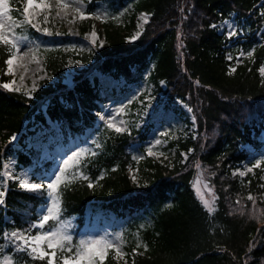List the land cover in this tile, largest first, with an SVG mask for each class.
I'll use <instances>...</instances> for the list:
<instances>
[{
	"label": "trees",
	"instance_id": "16d2710c",
	"mask_svg": "<svg viewBox=\"0 0 264 264\" xmlns=\"http://www.w3.org/2000/svg\"><path fill=\"white\" fill-rule=\"evenodd\" d=\"M126 3L109 0L108 4L116 13ZM129 3L134 13L149 14L142 32L128 42L123 30L105 24V44L95 48L91 58L87 56V68L74 76L72 85L59 79L37 89L32 97L0 87V165L14 153L19 165L33 166L30 180L34 183L52 169L50 160L22 143L24 123L31 118L44 125H48L46 117L56 121L66 140L90 131L93 145H99L96 155L89 148L74 154H81L74 168L88 180L61 186V220L73 235L84 224L87 206L93 204L125 217V251L142 253L136 254L135 264H264V156L256 157L262 164L253 174L241 179L232 173L253 157L248 147L264 146V76L259 71L264 65V0ZM9 5L22 8L23 0H9ZM232 14L242 33L227 38L216 25ZM133 20L131 16L126 28ZM250 51L252 56L247 55ZM240 52L245 56L234 63ZM44 55L47 70L59 74L61 50ZM7 58L0 46V85L5 81ZM232 67L235 71L229 74ZM95 70L122 78L126 85L163 82V96L169 103L183 101L194 117L195 131L168 147L177 145L178 159L179 153L189 151L187 159L162 165L148 158L142 166L148 180L137 186L130 174L137 164L126 149L139 137L96 127L102 92L89 75ZM17 135L18 142H12ZM197 168L202 181L212 187V212L193 189ZM5 193L0 205V259L12 256L23 264L25 255L15 251L5 233L24 231L36 223L46 194L26 191L17 180L7 182ZM33 264H46V260ZM104 264L117 263L108 254Z\"/></svg>",
	"mask_w": 264,
	"mask_h": 264
},
{
	"label": "rangeland",
	"instance_id": "374dc122",
	"mask_svg": "<svg viewBox=\"0 0 264 264\" xmlns=\"http://www.w3.org/2000/svg\"><path fill=\"white\" fill-rule=\"evenodd\" d=\"M126 2L124 7H120L116 13H113L108 4L109 0H82V7L88 16L87 19H80L79 14L73 10L74 6L67 9L58 8L56 0H47V3L51 5L50 12L48 9H33L34 13H37L34 15L33 23H37L41 29L48 28L52 35H46L43 31H36V29L30 26H26L22 30V34L27 35L28 40L22 45L21 55L23 52H28L29 54L23 60H17L14 63V75L5 74L7 71L6 65L4 70L5 81L2 84L15 80L13 87L19 88L20 91L13 92L24 94L27 97H32L33 92L37 89L45 87L48 84H54L59 79L65 85L70 86L74 76L79 71L87 68V56L90 55L91 58L93 50L101 48V42L103 45L105 44L103 29L105 24L108 25L111 22L114 28L118 27L123 30L125 40L128 42L136 40L137 38L132 39V37H138L137 33L140 34L142 32L144 25L147 23L144 22V16L147 13H134L129 0H126ZM23 6L22 8H14L16 10L14 12L17 15L12 13L13 8L10 6V14L13 18H21ZM57 12L60 13L59 16H57ZM45 15H48L47 23H44ZM97 16H100L101 19H97ZM131 16H134L133 23L129 28H126ZM148 18L149 15L147 14V21ZM216 28L219 33L227 37L232 36L230 33L233 31L239 32V25L233 17L222 21ZM17 31L21 32L19 29ZM93 31L97 33L95 45L91 43L90 34ZM56 33H60V35H56ZM56 50H61L63 56V62H58L59 65H57V67L60 66V73L57 75L47 70L44 55L45 51ZM33 54L36 57L35 60L32 59ZM243 56L241 53L237 54L234 62L239 63L240 58ZM229 57L231 56L228 55V60H231ZM89 75L91 79L97 80L102 92V103L99 106V115L97 116L100 125L108 127V122L112 121L116 126L124 128L125 131L123 132L127 134L134 133V135L139 137L137 141L132 142L126 149L130 158L137 164L130 171L131 179L137 186L145 184L148 180V176L144 175L142 171V166L148 158L162 165H172L177 160L183 162L187 159L189 151L187 153H179L181 157L178 159L176 152L177 145L173 147L168 146L171 142L186 139L190 134H194V117L190 108L183 101L176 100L173 103H168L162 93L165 89L163 82H160L156 86L146 81L126 85L122 78L114 79L96 70L92 71ZM21 76L24 77L23 80L20 79ZM46 122L49 126H45L33 118L25 121L23 132L27 134L23 143L25 144V148L38 150L40 157L52 161L54 165L47 175H51L59 167H62L63 161L74 156L78 150L89 148L91 154L96 155L98 145H93L94 136L85 141H79L77 137H70L66 140L62 136L57 122L49 119H46ZM14 137L15 139H12V141L16 143L18 136ZM157 140L161 141L159 145L156 144ZM14 148H19V146L15 144ZM149 148L152 149L155 155L148 154ZM250 150L253 152V157L247 158L232 172L238 175L239 178L253 174L255 168L251 173H246L244 176H240L239 172H246L248 168H251L259 161L256 159L257 156H264V146L259 150H254L253 148H250ZM10 163L13 165L11 171L16 176H23L25 173H28L30 178L33 166L19 165L14 153L8 155L3 160L2 165ZM0 171H4V168L1 167ZM75 171L78 170L76 168L70 169V172ZM261 179L264 181V173ZM11 180H7L4 183L2 190L5 189L6 183ZM197 180L200 181L198 186L196 185ZM197 187H199L200 193L197 192ZM193 189L201 202L200 194L203 195V199L208 200L212 204L214 198L212 187L202 181V174L198 168L196 178L193 181ZM247 197L249 196L247 195ZM42 207L39 208V212ZM86 214L84 225L74 235L71 233L69 225L65 222L67 231L73 236V243H76L81 238H100L106 236L115 241L117 237H121L123 242L122 250L127 255L124 259L114 258L115 253L112 251L109 252V255L117 264H125V260H127V264H133L136 254L133 251L131 253L125 251V234L123 232L125 217L93 204L87 207ZM49 223L51 224V222ZM136 253L138 252L136 251Z\"/></svg>",
	"mask_w": 264,
	"mask_h": 264
},
{
	"label": "snow or ice",
	"instance_id": "6c2138e0",
	"mask_svg": "<svg viewBox=\"0 0 264 264\" xmlns=\"http://www.w3.org/2000/svg\"><path fill=\"white\" fill-rule=\"evenodd\" d=\"M23 12L21 18L15 19L10 14L11 8L9 6V0H0V46H3L8 58L5 60L7 65L6 75H14V63L17 60H23L25 56H28V52H23L21 55L22 45L28 40V36L22 34V30L26 26L36 29V31H43L46 35H52L48 28H39L37 23H33L34 13L33 9H48L51 10V5L47 3V0H23ZM56 4L60 9H67L73 7V10L79 14L80 19H87L88 16L82 7V0H56ZM60 13L57 12V16ZM101 19L100 16L96 17ZM48 22V15L44 16V23ZM144 22H147V14L144 16ZM21 30L18 32L17 30ZM237 33L235 31L231 32L230 35L235 36ZM60 35V33H56ZM139 33H137V36ZM91 43L93 45L97 42V33L93 31L91 34ZM134 36L132 39H136ZM101 46H103L101 42ZM241 55H244L241 53ZM248 56H252L253 53L250 51L247 53ZM32 59L35 60L36 57L33 54ZM231 59V57H229ZM235 71V68L230 69L229 74ZM262 76H264V66L259 69ZM21 80L24 79L23 76L20 77ZM15 80L4 83L0 87L8 91H17L19 88H14ZM35 87V85H34ZM109 128H114L117 133L125 131L124 128L116 126L112 121L108 122ZM12 139H15L13 137ZM160 140L156 141L159 145ZM99 147V145H98ZM149 155H155L152 149H148ZM81 154H76L69 157L63 161V166L59 167L57 171L51 173V175H45L40 178V182H31L28 173L23 176H16L11 168L13 165H0L4 168V171H0V205L4 204L5 190L3 185L7 180L15 179L19 183L22 189L32 192H41L46 194V199L44 200V205L40 209L38 219L36 223L29 226L28 229L24 231H12L11 233H5V238L9 243L15 248L16 252L23 253L25 259L23 264H33L35 261H45L46 264H104L110 251L115 253L117 259H124L127 255L123 249V242L121 237H117L116 240L109 239L108 237L100 238H81L76 243H73V236L67 231L65 222L61 220L62 209V192L61 186L66 188L70 183L77 179L88 180V177L81 171L70 172V169L79 165ZM161 155H163L161 153ZM262 162L257 161L251 168H248L246 172H239L240 176L246 175V173H251L254 168H260ZM103 177L101 176L100 179ZM135 179V177H134ZM47 181L45 183L44 181ZM199 180L196 181L198 186ZM88 187H93V183L89 181ZM197 192L200 193L199 187H197ZM201 195L202 202L204 206L209 210V212L214 211V208L208 200L203 199ZM249 200H254L251 195L248 197ZM49 222H52L51 224ZM33 229L36 230L33 234ZM137 247H140L139 245ZM145 250H146V246ZM3 252V247H0V253ZM134 254L136 250L133 249ZM0 264H20L12 256H3L0 259ZM127 264V260H125ZM133 264H135L133 260Z\"/></svg>",
	"mask_w": 264,
	"mask_h": 264
}]
</instances>
